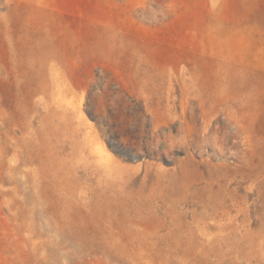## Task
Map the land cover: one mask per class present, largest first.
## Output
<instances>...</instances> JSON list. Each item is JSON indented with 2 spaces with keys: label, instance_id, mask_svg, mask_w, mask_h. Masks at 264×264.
<instances>
[{
  "label": "rangeland",
  "instance_id": "374dc122",
  "mask_svg": "<svg viewBox=\"0 0 264 264\" xmlns=\"http://www.w3.org/2000/svg\"><path fill=\"white\" fill-rule=\"evenodd\" d=\"M0 264H264V0H0Z\"/></svg>",
  "mask_w": 264,
  "mask_h": 264
},
{
  "label": "bare ground",
  "instance_id": "6f19581e",
  "mask_svg": "<svg viewBox=\"0 0 264 264\" xmlns=\"http://www.w3.org/2000/svg\"><path fill=\"white\" fill-rule=\"evenodd\" d=\"M108 155H109L110 158L113 157L111 153L109 154V152H108Z\"/></svg>",
  "mask_w": 264,
  "mask_h": 264
}]
</instances>
